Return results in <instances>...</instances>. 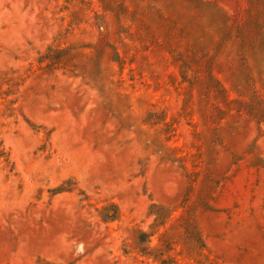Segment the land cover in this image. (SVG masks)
<instances>
[{
  "label": "rangeland",
  "instance_id": "rangeland-1",
  "mask_svg": "<svg viewBox=\"0 0 264 264\" xmlns=\"http://www.w3.org/2000/svg\"><path fill=\"white\" fill-rule=\"evenodd\" d=\"M0 264H264V0H0Z\"/></svg>",
  "mask_w": 264,
  "mask_h": 264
}]
</instances>
